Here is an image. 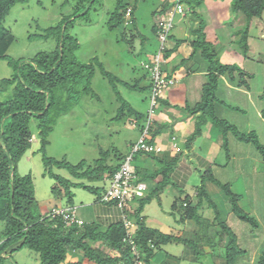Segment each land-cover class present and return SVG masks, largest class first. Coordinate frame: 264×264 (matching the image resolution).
I'll list each match as a JSON object with an SVG mask.
<instances>
[{"label": "trees", "instance_id": "trees-1", "mask_svg": "<svg viewBox=\"0 0 264 264\" xmlns=\"http://www.w3.org/2000/svg\"><path fill=\"white\" fill-rule=\"evenodd\" d=\"M29 1L0 0V60L7 62L13 72L11 78L0 80V93H9L6 100H0V264H5L8 257H13L15 253L24 249L37 253L41 264H84L85 261L90 264H128L134 261L135 257L132 247L124 240L127 230L122 213L120 221L117 222L104 224L101 221L84 222L82 220V225L68 224L63 217L52 219L50 215L54 208H70L77 209L78 219H80L79 208L75 203L74 189L76 188H82L94 194V204L118 207L117 201L107 202L104 201V197L110 188V179L120 169L131 151L122 154L117 148L102 150L101 158L93 166H90L85 161L73 165L66 158L62 160L50 158L46 154V149L50 143L49 137L53 132L56 120L65 110L61 107L62 101L59 92L84 80V93L97 97L92 89V80L97 71H100L109 81L120 104L115 120L122 121L126 118L131 128L133 125L137 128L140 124L142 131L148 128L146 141L149 144H154L166 125L155 123L150 117L146 121V116L132 107L119 90V85L134 92L151 90L152 82L150 81L151 84L147 87L141 86V80L131 84L108 72L98 59L90 63L79 61L76 55L80 48L79 40L71 34L73 22L76 19L87 20L91 12L101 4V0H66L67 3L73 4V14L64 17L57 26L43 29L40 33L32 35V38L55 40L54 51L39 53L30 60L14 59L8 56V49L14 41V36L11 30L5 26L6 18L17 4H26ZM139 1L117 0L114 11L110 13L107 24L109 30H122V39L124 40H128L129 34L132 36V40L139 35L135 15ZM205 1H179L185 12H190L199 23L196 28L190 29L188 39L176 40V45L173 48L169 44L175 39V36L173 32L168 35L163 51L164 60L166 62L181 43L190 41L192 38L190 44L193 52L189 59L194 58L200 52L201 57L208 63V79L203 87L201 101L194 108H188V114H199V120L209 119L219 127L224 135L223 146L226 150H228L227 133L232 132L240 141L252 143L264 160V144L261 143L257 132L243 133L235 125L219 118L216 114L214 105L218 101L216 92L221 78L227 76L238 87L249 89V81L254 78V75L237 64L224 63L219 59L212 42L207 37V22L197 11ZM168 9L161 7L154 13V16L157 13L164 15ZM231 10L235 14H243L250 22L253 18L261 17L264 13V0H232ZM152 31L158 38V22L154 23ZM238 33L242 36L243 51L247 55L249 24ZM185 62L186 60L182 61L181 65H178L173 72L183 66ZM147 64H152V61ZM162 69L164 71L163 66ZM148 73L147 70L145 79L149 77ZM170 74L164 71L166 79L171 78ZM262 116L264 118V112ZM33 121L36 122L38 130L39 150L43 155L45 166L44 176H48L56 182L53 194L55 197L59 196L61 201L59 205L51 206L47 212L42 211L41 204L36 199L32 176H23L18 171L20 161L33 145L35 135L32 129ZM202 121L198 123L196 131L187 138L188 148L201 135ZM133 147L134 144L131 145V150ZM113 153L115 159L114 163L110 165L107 161ZM227 155L229 156V153ZM143 157L157 161L159 167L148 173V170L137 165L139 159ZM179 159V156L172 157L169 153L160 155L141 151L135 155L137 182L147 185L146 196L139 200L138 208L132 216L137 224L135 243L140 248L142 260L145 264H157L155 258L162 251L163 246L179 243L191 248L197 258L205 255V249L210 248L209 253L211 252L217 261H222V264H238V260L244 257L247 252L240 247L236 233L221 217L204 186L205 182L209 180L225 192L232 203L233 213L239 219L250 223L254 228H259L260 225L255 218L240 210L231 185H223L209 172L202 174L203 184L197 195V203H193L189 196L180 200V207L186 212L187 220L196 224V230L191 237L166 234L147 225L145 217L142 215L143 211L154 197L159 199L172 182L171 174L178 165ZM55 169L68 172L69 177L56 173ZM158 177L160 180L155 183L154 181ZM101 190H103V194ZM204 200L215 211L214 221L205 219L200 214ZM104 246H108L112 251L118 253V256L105 252ZM219 247L220 251L215 252ZM73 255H77L79 260L70 262L69 258ZM257 264H264V246Z\"/></svg>", "mask_w": 264, "mask_h": 264}, {"label": "rangeland", "instance_id": "rangeland-1", "mask_svg": "<svg viewBox=\"0 0 264 264\" xmlns=\"http://www.w3.org/2000/svg\"><path fill=\"white\" fill-rule=\"evenodd\" d=\"M169 1V9H171L178 0ZM116 3L117 0H101V4L91 12L87 20L76 19L73 22L71 34L77 37L80 44L76 55L82 63H90L98 59L108 72L119 77L122 81L135 84L138 80H141V86L147 87L151 83V78L149 75L145 79L147 74L145 65L147 62L152 61L155 52L161 45L158 38L153 34L152 26L162 15L157 13L154 16V13L163 6L164 2L163 0L139 1L135 13L139 35L134 40H132L130 34L128 40H124L122 39V30L111 31L108 28L110 13L114 11ZM207 9L204 3L197 10L207 22L210 21V28L206 31L207 37L212 40L214 50L224 63L235 62L234 64L241 67L239 62L241 58L244 60L242 61L244 65L241 68H245V70L254 75L249 84L253 92L255 106L262 114L264 112V13L261 17L253 18L250 22L243 14L233 13L229 18L227 17L224 23L225 26H221V20L217 19L218 22H214L215 20L213 21L211 13ZM72 14L73 4L67 3L66 0H30L26 4H17L5 21L6 28L11 30L14 36V41L8 49V56L14 59L30 60L39 53L54 51L56 48L55 40L32 38V35L40 33L43 29L57 26L64 17ZM186 15V17L176 16L173 35L177 38L183 37L185 31H188L194 25L193 15L188 11ZM247 24H249V51L246 55L243 51L242 36L238 32L244 30ZM205 63V65H208L207 62ZM12 74L13 72L7 62L0 60V80L11 78ZM84 88L85 81L82 80L78 84L70 85L67 89L59 92L62 101L61 107L65 110L57 118L53 132L50 134V143L46 149L47 156L56 160L66 158L73 165L85 161L88 165L93 166L101 158L100 152L102 150L107 151L117 148L122 154L130 152L131 145L138 143L144 134L141 124L138 125L137 123V128H131L128 119L115 120L120 104L109 81L100 71L96 72L92 80V89L97 97L86 95ZM152 88L151 90L146 89L141 92H134L119 85L122 96L132 107L146 116V121L149 117L152 120L161 118L165 110L170 111V108L160 105V98L159 104L153 110L151 101ZM223 96L224 94L219 89V92H216L218 101L214 105L217 116L228 114L227 116L230 120L241 123V127L237 126V128L243 133L256 130L261 143L264 144V121L262 117L257 119V113L254 112V109L249 104L242 105L240 110H230L229 107L222 106V101L220 102V100H224ZM8 97L9 93H0V100H6ZM228 102L231 101L228 100ZM165 114L167 115V113ZM228 122L233 125L231 121ZM211 127L220 133V138L216 141L220 146L218 164L227 165L228 160L226 157L231 158L232 155L241 160L244 157V149H250L251 154L254 153V156L261 159L260 163L254 166L256 172L254 176H250L251 174L248 176L247 173L245 175H237L231 165L228 168L219 170L220 176L217 173L218 178L223 180L220 181L223 185H231L240 210L255 218L260 225L259 228H254L250 223L239 219L233 213L229 197L214 183L212 184L218 192H211L210 194V198L218 208L221 217L227 221L236 233L240 247L247 252L244 257L238 260V264H257L260 252L264 246L263 156L252 143L248 144L240 141L232 132L227 133L228 150H226L223 146L224 135L222 130L214 123L211 124ZM32 129L35 134L33 145L31 150L20 161L18 171L23 176H32L36 199L40 202L42 211L47 212L51 206L59 205L61 201L58 195V197H55L53 194L56 182L50 177L44 176L45 166L43 155L39 150L40 144L37 139L38 130L35 121L32 122ZM201 141L203 140L199 139L197 146L203 145ZM228 153L229 156L227 155ZM114 159L115 155L113 153L108 158V164L114 163ZM143 164L144 162H142ZM193 164L195 165V163ZM54 171L69 177V173L64 170L55 169ZM251 178H253V181H251ZM202 184V177L196 174L195 179L190 181L186 187L185 195H180L182 196L181 198L190 195L196 200V196L202 189ZM205 184H208V181ZM172 187H168L166 195L160 196L161 202L157 197H154L151 203L145 207L144 215L147 216L151 226L162 223L164 228L156 225L157 228H162L164 231L174 235L189 236L190 226L184 225V222L181 221L186 219V212L180 207L181 199L168 194L171 193ZM74 192L76 194L75 203L77 208L89 207L88 204L93 202L95 198L94 194L82 188H76ZM101 193L103 194V190H101ZM134 207L138 208V204H134ZM200 214L211 221H214L216 217L214 209L209 207V203L206 200H204ZM93 220L97 219L93 217ZM192 223L190 224L196 227L195 222ZM187 249L185 244L179 243H170L167 246H163L162 251L158 254V262L159 264L167 263V256L173 255L181 258L180 264H222V261H217L212 253H209L208 249L205 251L206 254L200 258L195 257L193 254V260H191ZM220 249V247L217 248L215 252H219ZM103 250L116 255V252L112 251L108 246H104ZM5 264L41 263L37 253L24 249L15 253L13 257H8ZM84 264L90 263L85 261Z\"/></svg>", "mask_w": 264, "mask_h": 264}, {"label": "crops", "instance_id": "crops-1", "mask_svg": "<svg viewBox=\"0 0 264 264\" xmlns=\"http://www.w3.org/2000/svg\"><path fill=\"white\" fill-rule=\"evenodd\" d=\"M231 1L232 0L205 1V5L208 8L207 10L210 11L212 16L211 18H213V21L215 20L214 22H218L217 19H219L221 20L220 25L225 26L224 23L226 22L227 17L229 18L233 14L231 10ZM163 2L164 4L162 7L168 9L170 6V1L163 0ZM193 22L194 25L190 29L196 28L199 23V21L195 20L194 18H193ZM209 28H210V21L207 22L206 31ZM190 29L188 31L187 30L185 31L183 37L182 36L179 38L175 37V39H173V41L170 42L169 44L170 47L171 48L175 47L176 40H181L186 38L188 39L190 36L189 35ZM215 38L217 37L215 36ZM190 39H191L190 41H192V38ZM208 40L210 42L212 41L209 38ZM190 41L188 40L187 42L181 43L177 47V49L172 53V55L163 64L164 71L167 74L171 73L170 79H173L174 83L163 91L160 97V105L170 108V111L165 110L162 113L161 118L153 120L155 121V123H158L160 125H166V128L162 130L161 135H159L156 138L155 143L164 145L166 149L164 153H169L172 157L179 156L180 158L178 165L171 174L172 182L167 186V188L161 194V196L166 195L168 187L173 186L171 193L168 194L174 197H179L181 200L184 198H181L182 196L180 195H185L186 187L189 185L190 181L195 179L196 174L202 177L203 171L209 172L211 174L214 173L213 174L214 178H216L218 181H223L218 178L219 170L228 168L231 165L233 169H235V173H237V175H245L247 173L248 176L250 174H251L250 176H254L256 174L254 166L255 164H259L261 161L259 157L254 156V153L253 154L250 153V149H244L245 150L243 152L244 157H242L241 160H239L238 157L232 155L231 158L226 157V159L228 160L227 165L223 166L221 164H218L220 146L218 143H216V141L219 140L220 133L212 129L211 127L212 122L209 119H206L205 121L204 120L202 121V119L199 120V116H200L199 114H195V115L189 114L188 116V112H187L188 108H194L201 101L203 94V87L208 79L207 76L208 65H205L206 61L204 62L202 57H200L201 56L200 52H198V54L194 58L189 59L191 53L193 52ZM184 60H186L185 64L183 66H180V68H178L175 72H173V70L178 65H181V62ZM242 61L244 60H242L241 58L239 62L240 63L239 65H241V67H243L244 65V62ZM222 62L224 61L222 60ZM234 63L230 62V64H234ZM219 89L220 92L224 94L223 96L224 100H220V102L222 101L221 103L222 106L224 107L230 106L240 110L241 109L240 107L242 105L244 106L245 104L246 105L249 104V106L254 109V112L257 113L256 118L258 119L262 117L264 121V118L260 110H257L258 108L255 106L254 98H253L254 96L251 87L249 89H246L244 87H238L236 83L232 82L229 79V77L224 76L220 80L217 92H219ZM221 89L223 90L221 91ZM228 100L231 102H228ZM233 108H230V110H236ZM165 113H167V115ZM227 115L221 114L218 115V117H222L221 119L231 121L233 125H235L236 127L237 126H239V128L241 127L240 122H234L230 120ZM201 121L203 122L201 124V135L195 140V142L191 145V147L188 148L186 145L187 138L196 131L197 125ZM251 131L256 132V130H250V132ZM199 139L203 140L201 141L203 142L202 146L200 145L197 146ZM173 141L178 143V148L175 149L171 148V144ZM164 153L160 155H163ZM142 162H144L143 165ZM193 163H195V165ZM137 165L142 167L146 171L148 170V173L149 172L151 173V171L152 172L155 171L159 167V163H157V161L149 157H143L139 159ZM159 180L160 177H158L154 182L156 183ZM251 181H253V178H251ZM212 183L213 182L208 180V184H205L206 190L209 195L211 194V192L212 193L218 192ZM187 196L191 198L193 203L198 202V198L194 200L190 195ZM159 201L161 202V198H159ZM88 205L89 207L87 208L82 207L79 208L78 210L79 218L84 222L101 221L104 224H110L113 222L120 221L121 219V211L118 207L114 205L107 206L104 204H94L93 202H91ZM144 211H143V215H144ZM93 217H95L97 220L94 221ZM144 217L149 227L159 229L160 231L166 234H172L164 231L162 228L161 229L157 228L156 226L158 225L159 227L164 228V224L159 223V224H155L154 226H151L150 222H148L147 216L144 215ZM181 221L184 222V225L190 226L189 228L190 230L188 232L189 236H184V237L186 238L191 237L192 233L196 230V227H194L195 225L190 224L193 221L187 220V218L185 220L182 219ZM187 248H188L187 253L189 255V258L191 257L190 259L193 260L192 259L193 251L191 248L189 247ZM115 256H118V253H116ZM157 258H158V254L155 258V261L157 264H159ZM180 259L181 258L177 256L169 255L167 256V264H180L181 262ZM78 260L79 257H77V255H73L69 258L70 262H76Z\"/></svg>", "mask_w": 264, "mask_h": 264}, {"label": "built area", "instance_id": "built-area-1", "mask_svg": "<svg viewBox=\"0 0 264 264\" xmlns=\"http://www.w3.org/2000/svg\"><path fill=\"white\" fill-rule=\"evenodd\" d=\"M179 1L180 0H178L171 9H168V11H166V13L157 21L159 25L158 39L161 44L160 49L152 58V64L145 65V68L149 72L153 87L151 95L153 110L158 105L159 98L161 97L163 91L174 83L173 79L165 78L162 66L165 63L163 51L165 49L168 35L171 34L175 28L176 16H186L185 9ZM133 128H135V125H133ZM147 132L148 128L144 131V134L138 143L134 145L130 154L127 155L120 169L110 179V188L104 197V201L107 202L117 201L118 208L122 213V219L127 230V235L124 240L132 247L135 257L134 261L128 264H145L141 258L140 248L135 243L137 224L132 216L136 212L134 204H138L139 200L146 196L147 185L142 182H137L138 177L136 174L135 155L141 151L147 154H162L166 151L164 145L162 144L147 143ZM171 148H178V143L173 141ZM50 216L52 219H55L56 217H63L64 221L68 224H83V221L78 219L77 209L54 208Z\"/></svg>", "mask_w": 264, "mask_h": 264}]
</instances>
